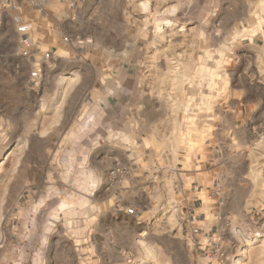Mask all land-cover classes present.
<instances>
[{
    "label": "rangeland",
    "instance_id": "1",
    "mask_svg": "<svg viewBox=\"0 0 264 264\" xmlns=\"http://www.w3.org/2000/svg\"><path fill=\"white\" fill-rule=\"evenodd\" d=\"M93 5L101 12L97 34L104 30L119 45L104 48L105 71L84 62L60 66L55 55L37 64L36 124L29 128L22 119L19 129L2 135L0 216L7 240L0 264H264V0L256 2V50L238 42L253 31L252 17L242 26L239 12L222 0ZM253 70L256 132L239 129L236 119L237 89L247 85L242 74ZM100 78L106 93L134 106L130 118L138 121V142L129 140L127 128L121 133L127 153L136 151L134 164L125 157L112 171L107 141L99 145L96 138L100 94L93 88ZM238 134L256 141L238 142ZM132 166L170 174L157 197L161 232L135 239L99 220L119 174ZM204 169L225 190L209 251L177 235L171 188L179 175Z\"/></svg>",
    "mask_w": 264,
    "mask_h": 264
},
{
    "label": "crops",
    "instance_id": "2",
    "mask_svg": "<svg viewBox=\"0 0 264 264\" xmlns=\"http://www.w3.org/2000/svg\"><path fill=\"white\" fill-rule=\"evenodd\" d=\"M222 1L228 9L239 12L242 26L252 17L253 31L242 32L238 42L256 50V2L259 0ZM97 8L92 6V0H0V143L4 142V131L19 129L22 119L24 126L29 128L36 124L37 64L51 63L55 55L60 66L84 62L105 71L110 55L106 58L104 48L119 45L111 34L103 36L104 30L97 34L94 25L101 22V12ZM240 24H237L238 28ZM76 38L89 41L79 43ZM253 61L256 63V56ZM242 77L247 80V85L237 89V111L241 113L236 116L238 121L241 120L238 128L252 127L256 132V70L244 72ZM104 85L100 78L99 85L95 83L93 88L100 94L96 109L99 127L96 138L99 145L107 141L103 147L108 150L107 158L111 160L108 171H112L117 160L125 157L130 159L129 164H134L136 151L127 153L129 149L121 133L127 128L129 140L138 142L134 133L138 121L130 118L134 106L119 100L121 95L110 89L106 93ZM237 139L238 142H252L256 141V135L238 134ZM114 143L120 144V150L113 149L111 144ZM143 155L149 156L150 153ZM126 169L119 174L122 177L119 184L110 189L99 220L105 221L109 230L118 225L133 239L145 233L150 236L154 228L161 232L158 223L163 220V214L157 197L166 187L163 182H168L170 174L149 166ZM213 178L206 169L193 170L189 176L179 175L171 184L175 199L172 204L180 218L177 235L186 240L193 239L198 248L206 251L211 249V241L215 239L214 225L219 216L217 203L225 196L222 187L214 186ZM259 187L258 183L256 205L260 204ZM4 223V217L0 216V251L6 247ZM193 228L197 232L193 233Z\"/></svg>",
    "mask_w": 264,
    "mask_h": 264
},
{
    "label": "built area",
    "instance_id": "3",
    "mask_svg": "<svg viewBox=\"0 0 264 264\" xmlns=\"http://www.w3.org/2000/svg\"><path fill=\"white\" fill-rule=\"evenodd\" d=\"M65 39H67V37H65ZM77 39V41L79 42V43H82L83 41H85V42H88L89 41V39H80V38H76ZM192 232L193 233H195V232H197V229L196 228H193L192 229Z\"/></svg>",
    "mask_w": 264,
    "mask_h": 264
},
{
    "label": "bare ground",
    "instance_id": "4",
    "mask_svg": "<svg viewBox=\"0 0 264 264\" xmlns=\"http://www.w3.org/2000/svg\"><path fill=\"white\" fill-rule=\"evenodd\" d=\"M164 25H165V26H170L171 23H170V21H165V22H164Z\"/></svg>",
    "mask_w": 264,
    "mask_h": 264
}]
</instances>
